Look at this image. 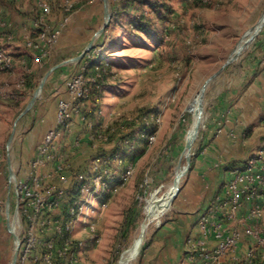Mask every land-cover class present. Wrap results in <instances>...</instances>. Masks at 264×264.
Masks as SVG:
<instances>
[{
    "label": "rangeland",
    "instance_id": "1",
    "mask_svg": "<svg viewBox=\"0 0 264 264\" xmlns=\"http://www.w3.org/2000/svg\"><path fill=\"white\" fill-rule=\"evenodd\" d=\"M98 1V28L90 48H83L79 67L87 64L89 76L99 70L102 77L92 86L85 108L91 126L81 121L75 125L81 148L76 149L73 162L76 167L83 166L88 176L100 162L115 175V182L122 184L107 205L92 213L102 239L97 244L84 243L80 256L85 264H118L143 233L138 252L124 263L138 264L145 243L171 212L193 166L198 136L206 128L212 105V99H208L240 71L244 56L264 30V22H260L264 0ZM131 19L142 20L144 29L129 24ZM195 34L200 38L196 39ZM0 47L12 54H28L21 41H0ZM31 78L18 101L0 103V166L4 172L8 161L11 167L16 162L15 147L23 141V134L42 118L40 124H46L49 111L56 107L55 96L43 100L41 75ZM197 94L200 119L188 147L187 137L195 117L186 108ZM145 115L149 116L148 123L143 122ZM151 132H156V137L149 144L146 135ZM66 139L69 145L70 137ZM125 139L133 143L132 151L125 147ZM116 152L121 154L122 162L112 158ZM128 160L134 162V171L122 178ZM4 176L7 181L6 173ZM108 196L105 192V200ZM163 204L167 208L159 213ZM12 215V211L0 215V225L9 237L13 236ZM75 236L86 241L80 229ZM9 247L1 264L12 263L14 241Z\"/></svg>",
    "mask_w": 264,
    "mask_h": 264
},
{
    "label": "built area",
    "instance_id": "2",
    "mask_svg": "<svg viewBox=\"0 0 264 264\" xmlns=\"http://www.w3.org/2000/svg\"><path fill=\"white\" fill-rule=\"evenodd\" d=\"M59 6L62 16L53 22L54 0H33L23 20L17 24L8 19L0 7V41H21L31 50L32 62L42 67L58 44L75 1L59 0ZM195 38H200V34H195ZM30 73L31 67L25 59L18 68L13 54L0 47V102L18 101ZM101 77L99 70L89 76L87 64H82L65 80L66 95L57 99L53 125L37 142L27 167L19 174L12 173L7 180L11 198H0V215H9L11 211L13 214L14 264H85L80 256L82 245L97 244L102 239L91 215L97 207L107 205L122 183H116L115 175L100 162L90 176L83 166L76 167L73 162L76 149L81 148L75 125L81 121L88 128L91 126L85 108L92 86ZM148 118V115L143 116V122L148 123ZM155 122L160 123L158 116ZM66 136L70 137L69 145L65 143ZM155 137L156 132L146 135L149 144ZM124 144L132 151L133 143L129 139H125ZM112 158L122 162L119 152ZM133 171L134 162L126 161L122 178L129 177ZM148 179L146 177L144 183L147 184ZM105 192L109 193L106 200ZM262 221L264 141L256 153L230 169V176L220 191L200 212L196 232L186 238L187 261L189 264H264ZM77 229L84 233L85 242L75 236Z\"/></svg>",
    "mask_w": 264,
    "mask_h": 264
},
{
    "label": "crops",
    "instance_id": "3",
    "mask_svg": "<svg viewBox=\"0 0 264 264\" xmlns=\"http://www.w3.org/2000/svg\"><path fill=\"white\" fill-rule=\"evenodd\" d=\"M32 1L0 0V7L5 16L17 24L23 20ZM74 1L75 7L69 21L62 28L58 44L42 67L32 62V52L27 48L28 54H13L18 68L21 60L25 59L32 70L34 69L31 72L36 78L39 75L42 79L45 78L43 100L55 96V104L59 97L66 95L65 80L73 71L79 69L81 60L68 63L90 44L101 16V4L98 0ZM61 16L59 0H54L52 21L57 22ZM0 77L2 79L1 75ZM211 97L208 99H212V105L208 109L209 118L206 128L198 136V152L193 166L177 202L149 238L138 264H189L185 254V242L188 235L196 232L200 212L212 196L220 191L221 185L230 176V169L256 153L264 141V30L250 52L244 56L240 71ZM55 110L49 111L46 124H40L44 121L42 118L40 122L33 124L30 131L23 134L21 143H16V162L14 161L12 167L9 161L6 172L0 166V197L5 200L11 198V193L4 173L8 180L12 173L19 174L27 167L37 142L53 125ZM13 241L14 237H9L0 225V264L7 257L9 245ZM13 254L12 251V257Z\"/></svg>",
    "mask_w": 264,
    "mask_h": 264
},
{
    "label": "bare ground",
    "instance_id": "4",
    "mask_svg": "<svg viewBox=\"0 0 264 264\" xmlns=\"http://www.w3.org/2000/svg\"><path fill=\"white\" fill-rule=\"evenodd\" d=\"M260 22H264V16H262ZM189 112H191L194 117H195V122H194V125L192 127V129L190 130V132L188 133V141L190 143V141L193 139V137L195 136L196 132H197V129H196V126L197 124H199V119H200V110H201V106H200V95L197 94L196 97H194L187 105V108H186ZM181 175V171L178 173V176H177V179L175 180V182L173 183V188L175 189L177 187V183H178V180H179V176ZM177 194V190L172 198V200L174 199V197L176 196ZM168 203V202H167ZM166 203V204H167ZM164 205L163 206H159V213H162L163 211H165V209L167 208V205ZM144 224V223H143ZM144 226H146V224H144ZM142 235L143 233H141V235L136 238L132 244V246H130L123 254L122 256L120 257L119 261H118V264H124L126 263L127 261H129L139 250L140 246H141V239H142Z\"/></svg>",
    "mask_w": 264,
    "mask_h": 264
},
{
    "label": "trees",
    "instance_id": "5",
    "mask_svg": "<svg viewBox=\"0 0 264 264\" xmlns=\"http://www.w3.org/2000/svg\"><path fill=\"white\" fill-rule=\"evenodd\" d=\"M129 24H131V25H133L134 27L136 26V27H138L139 29H144L143 27H144V23L142 22V20H136V19H131L130 21H129ZM79 63H82V60L79 62ZM32 75H33V78L35 77L34 76V74L31 72L29 75H28V78H27V83H28V81L30 80V79H32L31 77H32ZM26 83V84H27ZM147 244V242L145 243V245ZM144 248V247H143Z\"/></svg>",
    "mask_w": 264,
    "mask_h": 264
},
{
    "label": "water",
    "instance_id": "6",
    "mask_svg": "<svg viewBox=\"0 0 264 264\" xmlns=\"http://www.w3.org/2000/svg\"><path fill=\"white\" fill-rule=\"evenodd\" d=\"M90 45H91V42H90V44H89V46H87V48L86 49H88V48H90ZM85 49V50H86ZM84 50V51H85ZM83 53L84 52H82L78 57H76V58H72L71 59V61L72 60H78L82 55H83ZM45 79V78H44ZM44 79H42V81H41V83H40V87L43 85V83H44ZM199 122V121H198ZM198 128V124H197V126H196V129ZM196 135V134H195ZM195 137V136H194ZM190 144H191V142L189 143V141H187V146L189 147L190 146ZM178 191H179V188H178ZM15 259H16V252H14V254H13V257H12V263L11 264H14L15 263Z\"/></svg>",
    "mask_w": 264,
    "mask_h": 264
}]
</instances>
